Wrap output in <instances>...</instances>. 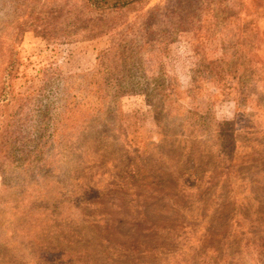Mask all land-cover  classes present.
<instances>
[{"label": "rangeland", "instance_id": "rangeland-1", "mask_svg": "<svg viewBox=\"0 0 264 264\" xmlns=\"http://www.w3.org/2000/svg\"><path fill=\"white\" fill-rule=\"evenodd\" d=\"M106 2L0 0V264H264V0Z\"/></svg>", "mask_w": 264, "mask_h": 264}, {"label": "trees", "instance_id": "trees-1", "mask_svg": "<svg viewBox=\"0 0 264 264\" xmlns=\"http://www.w3.org/2000/svg\"><path fill=\"white\" fill-rule=\"evenodd\" d=\"M81 2L85 3L84 6H87V8L91 9V10H96L100 16H102V14L104 13L102 11L104 5L107 4L106 0H80ZM141 0H114V2H112L113 4V8H121L124 7L126 5H131V4H135L137 2H140ZM77 16L79 18H77V22H81L82 18L86 17L84 15V11L80 12L79 14H77ZM100 21V20H99ZM79 29V31H83L82 27L77 28ZM42 31H46V28H44V30ZM63 35H66L65 32H63Z\"/></svg>", "mask_w": 264, "mask_h": 264}]
</instances>
